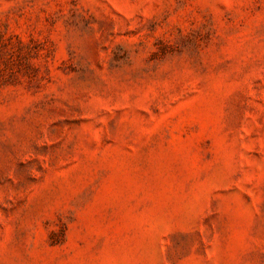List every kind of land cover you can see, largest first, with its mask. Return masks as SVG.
Returning <instances> with one entry per match:
<instances>
[{"label": "rangeland", "instance_id": "rangeland-1", "mask_svg": "<svg viewBox=\"0 0 264 264\" xmlns=\"http://www.w3.org/2000/svg\"><path fill=\"white\" fill-rule=\"evenodd\" d=\"M0 264H264V0H0Z\"/></svg>", "mask_w": 264, "mask_h": 264}]
</instances>
